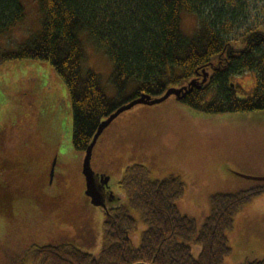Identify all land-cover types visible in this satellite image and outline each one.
<instances>
[{
  "label": "rangeland",
  "instance_id": "rangeland-1",
  "mask_svg": "<svg viewBox=\"0 0 264 264\" xmlns=\"http://www.w3.org/2000/svg\"><path fill=\"white\" fill-rule=\"evenodd\" d=\"M223 1L239 16L232 39L264 25V0ZM21 3L26 18L0 35L3 49L21 46L41 28L39 0ZM198 24L196 15H182L186 35ZM81 39L84 67L99 74L107 94L115 96L110 56L89 35ZM233 83L238 96L254 94L253 73L237 75ZM73 131L69 89L50 61L14 60L0 67V264H23L34 246L68 243L93 255L101 252L108 217L89 203L84 155L74 148ZM132 163L142 164L152 179L184 182L181 208L200 220L214 194L249 186L253 180L242 175L264 177V110L211 114L175 98L137 105L104 131L92 159L123 206L128 196L121 182ZM228 236L231 253L224 264L264 260V195L239 211Z\"/></svg>",
  "mask_w": 264,
  "mask_h": 264
},
{
  "label": "trees",
  "instance_id": "trees-1",
  "mask_svg": "<svg viewBox=\"0 0 264 264\" xmlns=\"http://www.w3.org/2000/svg\"><path fill=\"white\" fill-rule=\"evenodd\" d=\"M39 7L40 30L15 49L0 47V67L14 60L51 62L69 89L73 145L84 156L100 123L119 108L143 94L158 98L171 87L202 81L206 73L202 89L171 98L211 114L264 110V25L232 39L239 16L223 0H39ZM183 14L199 20L192 35L182 31ZM25 18L21 0H0V35ZM82 34L110 56L115 96L107 94L99 74L84 67ZM244 72L256 79L249 97L231 86ZM121 185L128 204L104 222L98 255L68 243L34 246L23 264H224L239 211L264 194V181L216 193L198 220L181 208L185 183L177 177L152 179L142 164L132 163Z\"/></svg>",
  "mask_w": 264,
  "mask_h": 264
},
{
  "label": "water",
  "instance_id": "water-1",
  "mask_svg": "<svg viewBox=\"0 0 264 264\" xmlns=\"http://www.w3.org/2000/svg\"><path fill=\"white\" fill-rule=\"evenodd\" d=\"M208 73L204 75V78L202 81H199L198 79H194L191 82H189L188 85L177 88V87H171L169 88L166 93L162 97L153 98L151 95L143 94L141 97L136 98L129 102L128 104L122 106L119 108L116 112L111 114L107 119L103 120L98 130L91 142V144L88 146L85 156L83 158V165H82V173L85 177L86 185H87V196L88 198H91L92 205L99 207H106V205H103L100 203L101 201V194L98 192V189L96 187V176L94 169L92 168V159H93V153L94 149L104 133V131L122 114L125 112L131 110L137 105H158L161 104L167 100H169L172 96H175L178 100H182L186 97L187 94L191 93L194 88L196 89H202L204 84L207 82ZM232 88H235V84H231ZM55 174V169L52 168L51 176L53 177ZM245 179L248 180H254V181H264V177H253V176H246L242 175ZM106 183H108L109 178L105 179ZM106 209V208H105ZM136 264H150L145 262H139Z\"/></svg>",
  "mask_w": 264,
  "mask_h": 264
},
{
  "label": "flooded vegetation",
  "instance_id": "flooded-vegetation-1",
  "mask_svg": "<svg viewBox=\"0 0 264 264\" xmlns=\"http://www.w3.org/2000/svg\"><path fill=\"white\" fill-rule=\"evenodd\" d=\"M8 156H10L9 153H8ZM6 165H9V164L6 163ZM95 173L97 174V176H96V187L98 189V192L101 194L100 195L101 196L100 203L103 205H106V207H105L106 209L102 206L96 207V206L92 205L91 198H89V203H90V205H92V207L105 211V215H107V217H109L117 209L120 208V206H121L120 205L121 199L119 198L120 195L114 189H112V186H111L109 181H108V183H106V181H105L106 175L105 174L98 173L96 171H95Z\"/></svg>",
  "mask_w": 264,
  "mask_h": 264
}]
</instances>
